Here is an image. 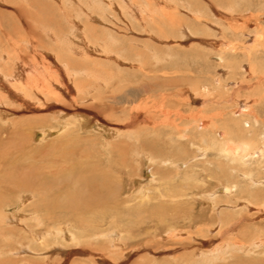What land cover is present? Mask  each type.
<instances>
[{
  "label": "rangeland",
  "instance_id": "obj_1",
  "mask_svg": "<svg viewBox=\"0 0 264 264\" xmlns=\"http://www.w3.org/2000/svg\"><path fill=\"white\" fill-rule=\"evenodd\" d=\"M51 62L52 79L84 93L72 102L57 89L66 101L50 102L0 80V152L53 174L41 185L58 195L81 187L75 172L96 174L104 214L44 221L28 206L35 192L27 210L0 218V264H264V0H0L1 74ZM127 88L132 101H109ZM204 117L216 128L200 127ZM248 139L247 158L229 157L227 143ZM165 202L178 204L179 224L170 212L151 218Z\"/></svg>",
  "mask_w": 264,
  "mask_h": 264
},
{
  "label": "bare ground",
  "instance_id": "obj_2",
  "mask_svg": "<svg viewBox=\"0 0 264 264\" xmlns=\"http://www.w3.org/2000/svg\"><path fill=\"white\" fill-rule=\"evenodd\" d=\"M133 7V6H132ZM131 7V11L130 13L132 14L131 16L133 17V15L135 14V7L132 8ZM142 9V8H141ZM147 10V9H146ZM145 10V11H146ZM137 11V9H136ZM28 14V13H27ZM167 15V18L169 17L170 18V22L171 24H175L176 21H177V17L175 16V14L173 13H170V12H167L166 13ZM165 16V17H166ZM194 16V15H193ZM136 19V18H135ZM56 29V28H55ZM72 30V28H71ZM75 30V29H74ZM187 33V32H186ZM46 37V36H45ZM258 37V36H257ZM92 38V37H91ZM253 42V41H252ZM69 43V42H67ZM9 44V43H8ZM71 44V43H69ZM75 45V44H74ZM129 45V44H128ZM78 46V45H77ZM255 46V45H254ZM67 47V46H66ZM74 48V46H73ZM78 48V47H77ZM66 49V48H65ZM246 49V48H245ZM69 50V49H68ZM74 50V49H73ZM72 50V51H73ZM71 51V50H69ZM75 51V50H74ZM73 51V52H74ZM246 51V50H245ZM248 51V50H247ZM16 52V51H15ZM13 52V53H15ZM76 52V51H75ZM249 53V52H248ZM7 54V53H6ZM17 54V53H16ZM87 55V54H86ZM246 55V54H245ZM249 55V54H248ZM247 56V55H246ZM62 58V57H60ZM248 58V57H247ZM5 62V61H4ZM17 64H19L18 62H16ZM61 63V62H60ZM42 65V64H41ZM33 66V65H32ZM31 66V68H32ZM28 67V66H27ZM36 67H39V65H35L34 66V69ZM17 68V67H15ZM21 68V67H20ZM29 68V67H28ZM29 68V70L31 69ZM41 70H31L32 72H35V73H30V74H27V75H23V73L21 74V76H16V79H10L12 76L9 77V75H12V74H18V72H16L17 70L15 69L14 72L11 73H6L5 74H1L0 72V80L3 81L5 84L9 83L11 80L15 81V83L17 84L16 85V88H19V89H15V92L17 93H14V94H19L21 97H23L24 95H22L23 93L25 95H35L37 96V98H40L41 99H46L45 101H48L50 100L51 102V99H55V100H64L66 101V98L64 99V96L61 95L62 93L65 94V97H68V98H71L72 102L75 101V93L76 95H78V97L81 98V94H78L79 91L81 93H84V91H82V89H80V85H76V88L75 90H73V88H71V86L68 84V83H59L56 81V79H52L54 76L51 74L52 72L55 74L56 71H54V67H53V64L52 62L51 63H44V65H42L41 67ZM53 68V69H52ZM14 69H12L13 71ZM28 70V69H27ZM10 71V70H9ZM20 73V71H19ZM29 73V72H27ZM58 74V72H57ZM14 75V76H15ZM19 75V74H18ZM23 75V76H22ZM52 77V78H51ZM57 78V77H56ZM65 78V77H64ZM3 79V80H2ZM101 81V79H100ZM217 81V80H216ZM7 82V83H6ZM64 82V81H63ZM98 83V82H97ZM14 84V82H13ZM7 86V85H6ZM2 87V86H1ZM0 87V88H1ZM235 87V86H234ZM92 88V87H91ZM10 89V88H8ZM59 89L60 91L62 90L63 92L62 93H59L58 90ZM120 90V89H119ZM132 91L134 92L133 88H127V89H122L120 90L118 93H113L109 99V101H111L112 103L114 104H123V103H128L130 101H132ZM1 92V91H0ZM85 93H89V90H87ZM7 94V93H6ZM92 94V93H91ZM2 94H0V99H2L1 96ZM30 97V96H29ZM33 97V96H32ZM28 98V97H27ZM63 98V99H62ZM21 100V98H20ZM19 100V101H20ZM102 105V104H101ZM68 111V110H66ZM76 111V110H75ZM96 111V110H95ZM111 111V109H110ZM59 112V111H58ZM69 112V111H68ZM112 112V111H111ZM246 112V111H245ZM61 114V113H60ZM63 114V113H62ZM69 114H73L72 116L75 115V117H77L76 119V122H79L80 125H85L84 124V121H87L88 120V115L86 112H82V111H77L76 113L72 112V113H69ZM168 112L164 111L163 112V115L165 116L164 117V120H167V117H168ZM64 115H67L68 116V113H64ZM217 116V115H216ZM203 117V116H202ZM218 117V116H217ZM246 117L249 119V118H252L250 120H253L254 119L256 121L254 122H257V113H255L254 109L250 108L247 113H246ZM62 118V116L60 117V119ZM69 118V117H68ZM212 118V117H210ZM64 119V118H63ZM62 119V120H63ZM136 119V118H135ZM68 120V119H67ZM90 120V119H89ZM213 121V120H212ZM236 121V120H235ZM148 122V120H147ZM59 123V122H58ZM88 123V122H87ZM89 124V123H88ZM86 124V126L88 125ZM149 125H151L153 127V129H155V121H149L148 122ZM198 125H200V127H202L204 130H213V128H216L215 127V124L212 122V125L211 127H209L208 125V120L205 119V117L201 120L200 122L198 123ZM43 126V125H42ZM82 126V128H83ZM235 126V125H233ZM149 127V126H148ZM227 127V126H226ZM229 127V126H228ZM227 127V128H228ZM89 128V127H88ZM49 129V128H48ZM61 129V128H60ZM229 129V128H228ZM44 130H47L46 128ZM59 130V129H58ZM105 130V129H104ZM226 130V129H225ZM224 130V131H225ZM239 130V129H238ZM237 130V131H238ZM232 131V130H231ZM243 131V130H242ZM61 132V131H60ZM108 132V131H107ZM227 132L230 133V131L228 130ZM243 133V132H242ZM48 134V133H47ZM119 134V133H118ZM233 135V134H232ZM154 136H152L153 138ZM159 137V136H158ZM207 137V136H206ZM205 137V138H206ZM215 137V136H214ZM238 137V136H237ZM147 140V137H145ZM151 138V139H152ZM157 138V137H156ZM213 138V137H212ZM141 139V137H140ZM216 138H214L215 140ZM264 139V137H263ZM150 140V139H148ZM147 140V142H148ZM155 140V139H153ZM152 140V141H153ZM213 140V139H212ZM217 140V139H216ZM156 141V140H155ZM154 141V142H155ZM160 142V139L158 140ZM204 141V139H203ZM1 142V141H0ZM9 142V141H8ZM158 142V143H159ZM219 142V141H218ZM222 142V141H221ZM3 143V141H2ZM153 143V142H152ZM205 143V142H204ZM212 143V141H211ZM234 143V142H233ZM1 144V143H0ZM6 144V143H4ZM124 146H125V149H126V146H127V143H122ZM141 144V143H140ZM222 144V143H221ZM254 142L251 140H243L242 143H238V145H231L230 143H227L226 144V149H229L233 154L232 155H229V157L233 156L235 158V160L238 159V156H242L241 158L245 157L247 158V155H248V151L252 148ZM262 144V143H260ZM264 144V142H263ZM262 144V145H263ZM115 145V144H114ZM155 145V144H154ZM208 145V144H207ZM205 145V146H207ZM212 146V144H210ZM210 145H208V147H210ZM8 146V144H7ZM142 146V145H141ZM145 148H147V145L145 144ZM157 146V145H156ZM256 146V145H255ZM260 146V145H258ZM257 146V147H258ZM12 147V146H11ZM159 147V146H158ZM157 147V148H158ZM231 147L234 149V152L233 150L231 149ZM257 147H254V150L257 149ZM115 148V147H114ZM150 148V147H149ZM152 148V147H151ZM163 148V147H162ZM259 148V147H258ZM12 149V148H11ZM125 149H118L117 152H119V154L122 152H124L123 156H126V150ZM213 149V148H212ZM264 149V148H263ZM262 148H259V151L262 153L264 151ZM252 150V149H251ZM1 151V150H0ZM155 151V150H154ZM218 151V150H217ZM226 151V150H225ZM258 151V152H259ZM15 152V151H14ZM209 152V151H208ZM224 152V151H223ZM229 152V151H227ZM240 152V153H238ZM7 154H9L7 152ZM14 154V153H13ZM235 154V155H234ZM251 154V153H249ZM256 154V152H255ZM257 154H260V153H257ZM10 155V154H9ZM9 155H3V152H0V218L1 221H3L4 219H10L9 216L10 214H13L14 217L18 216L22 211V209L24 210H27L25 209L26 208V201L29 199V197H34L35 195V192H37V197L35 199L31 198L33 201L31 203H27L29 207H31V210H32V213H36L37 214V218H41L42 220L44 219H47V220H51L53 219V221H51V223H53L54 221L56 222H60L61 219H63L65 216H67L68 218H74L73 221H77L78 224H85L88 222L89 218H91L90 216H92V214L94 215H97L95 213V210L97 211L98 209L97 208H101L99 209L101 212H99L98 210V215H102L104 214V192L102 189H99V186L97 187L98 184H102V188L104 189V182H101L99 179L100 177L96 176L95 175H91V177L87 178L86 175L85 177L84 176H81L78 174L79 171L75 172V177L73 178L76 183L78 184L80 181H82V183H79L81 187H77L75 191H71L68 194H66L64 191V194L63 195H58V194H55L54 192H50V189L51 187L53 186H50L49 188H45L44 184L43 183H47V181H49L51 184V179L54 180V177H53V174H51L49 176V172L48 171H41L40 168H33L31 166H29L30 162H25V160H23L21 157L19 158V156L16 158L14 157H11ZM261 155V154H260ZM228 156V155H227ZM254 156V155H253ZM232 157V158H233ZM231 158V159H232ZM237 158V159H236ZM240 158V157H239ZM240 158V159H241ZM123 160V159H122ZM78 163V162H75V164ZM123 164V163H122ZM259 164V163H258ZM33 166V164H32ZM89 166V165H88ZM104 167V166H102ZM260 167H264V163L260 166ZM51 168V167H50ZM54 169V167H52ZM90 168V167H89ZM92 168V167H91ZM90 168V169H91ZM130 168V167H129ZM43 169H45V167H43ZM74 168L71 166L70 169L68 170H73ZM103 169V168H102ZM206 169V168H205ZM30 170H33V171H36L38 173V175H41L42 174H46V176L48 177H42V175L40 177H38V181L37 182H34L28 175H27V172L30 171ZM47 170H49L47 168ZM75 170V169H74ZM88 170V169H87ZM98 169L96 168V171ZM101 170V169H100ZM95 171V170H94ZM128 171V170H127ZM86 172V171H85ZM213 172V171H212ZM225 172V171H224ZM87 173V172H86ZM85 173V174H86ZM99 173V172H98ZM167 173V172H166ZM25 175V177H22V175ZM59 177H65V176H68V177H71L69 175V172L68 174L66 172H57L56 173ZM83 174V172H82ZM99 175V174H98ZM89 176V175H88ZM249 176V175H248ZM66 178V177H65ZM102 178V177H101ZM104 179V178H103ZM253 179V178H252ZM102 180V179H101ZM137 180V179H136ZM135 180V181H136ZM105 181V179H104ZM109 181V180H108ZM141 181V180H140ZM39 182V183H38ZM106 182V181H105ZM137 182L139 183V181L137 180ZM254 182V181H253ZM260 182V181H259ZM108 183V182H107ZM44 186H42V185ZM48 184V183H47ZM189 184V183H188ZM109 185V184H108ZM106 184V186H108ZM185 185V184H184ZM111 186V184H110ZM112 187V186H111ZM185 187V186H184ZM45 188V190L43 191V189ZM222 188V187H221ZM220 188V189H221ZM96 189H99V190H96ZM18 190L20 191H25L24 193H21L18 197L16 196L15 192H17ZM230 189L225 188L223 189V191L225 192H230L228 191ZM232 190V189H231ZM186 191H183V190H178V193L176 194L175 197H178V196H182L185 194ZM234 192V191H233ZM242 192V191H241ZM107 194V193H106ZM253 194L255 195H258L257 192H253ZM14 195V196H13ZM215 195V194H214ZM235 195V194H234ZM10 196H13V199L11 201V197ZM111 196V194H110ZM233 197V195H232ZM243 197V196H242ZM113 198V197H112ZM224 200V199H223ZM228 200V199H227ZM227 200L225 202H227ZM211 201L213 203H211ZM211 201H208V203L210 202V204L212 205V209H216V206L219 204H215L213 201V199ZM231 201V200H230ZM221 202V201H220ZM223 202V201H222ZM229 202V201H228ZM230 203V202H229ZM234 203V202H233ZM167 204L166 202L164 204H162L161 206H159V209L156 210L154 209L153 212H152V215L150 214L151 218L152 217H156V218H160L162 217V213L163 212H166L168 214V212H170V217H173V221L172 223H175V224H179L180 220H177L176 221V218L178 217V213L180 214V212H177V207H178V204H175L174 203V206L172 207V205H170L168 203L167 207L166 205ZM180 204V203H179ZM231 204V203H230ZM240 204V203H239ZM215 205V206H214ZM227 205V203H226ZM229 206V205H228ZM220 208V207H218ZM232 208V207H231ZM10 209H13L12 211H10ZM211 209V210H212ZM10 211V212H9ZM29 211V210H28ZM156 211L160 214L157 215ZM201 211V210H200ZM263 211V210H262ZM24 212V211H22ZM203 212V211H202ZM224 212V211H222ZM86 213H89L87 216H86ZM193 213V212H192ZM205 213V212H204ZM230 213V212H229ZM22 214V213H21ZM188 215H190L189 213H187ZM224 214V213H223ZM225 215V214H224ZM198 215H196V217H192V218H187L188 219V222L190 224V226H192V223L193 222H196V223H199L198 219L199 217H197ZM12 217V216H10ZM164 217V216H163ZM175 217V218H174ZM202 217V216H201ZM183 218V216H182ZM220 218V217H219ZM186 219V218H185ZM193 219V220H192ZM221 219V218H220ZM161 220V219H160ZM222 220V219H221ZM45 221V220H44ZM85 221V222H84ZM170 221V220H169ZM183 221V220H182ZM226 221V220H225ZM162 222H164V220H162ZM45 224V223H44ZM205 224V223H204ZM46 225V224H45ZM172 225V224H171ZM183 225L185 226V223H183ZM220 225V224H219ZM224 225V224H223ZM56 226V225H55ZM83 226V225H82ZM196 226V225H195ZM56 229V233H61L64 228L62 226L60 227H55ZM203 230V229H202ZM219 230V229H218ZM200 231V229H199ZM36 232V231H35ZM64 235L68 236L66 234V231L64 232ZM63 236V235H61ZM65 236V237H66ZM201 236V235H200ZM203 236V235H202ZM39 238L41 236H38ZM38 239V238H37ZM263 261V260H262Z\"/></svg>",
  "mask_w": 264,
  "mask_h": 264
}]
</instances>
